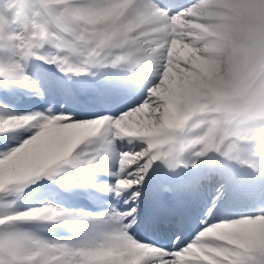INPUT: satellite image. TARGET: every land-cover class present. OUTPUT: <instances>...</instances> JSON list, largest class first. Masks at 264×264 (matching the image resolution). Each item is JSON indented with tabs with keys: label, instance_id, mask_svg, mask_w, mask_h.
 <instances>
[{
	"label": "rangeland",
	"instance_id": "374dc122",
	"mask_svg": "<svg viewBox=\"0 0 264 264\" xmlns=\"http://www.w3.org/2000/svg\"><path fill=\"white\" fill-rule=\"evenodd\" d=\"M41 1L0 0V78L4 79L0 82V129L8 131L0 135V216L10 218L7 230L16 234L0 231V249L10 238L23 235L24 225L29 226L23 239L30 251L22 256L10 253L14 264H44L56 257L61 258L60 264H141V254L123 247L134 241L143 244V252L150 250L133 232L138 225L130 224L140 221L142 198L155 196L164 177L178 187L184 183V173L176 162L182 158L191 162L195 172L196 186L191 193L200 211L206 209L214 216L218 207L233 198V202L241 199L245 206H239L240 215L202 227L192 242L173 254L176 262L264 264V212H259L264 205V133L253 139L255 125L264 126V116L256 122L233 123L228 104L216 108L217 98L224 101L228 93L240 95V90L246 89L249 75L240 72L250 61L247 42L255 29L251 13L254 7H262L264 20V0H194L172 12L169 7L158 8V0H93L75 6L72 15L71 0ZM54 6H60L56 12L59 27L47 21ZM209 34L220 38H209ZM131 39L145 46L140 58L144 68H149L139 70L138 82L134 81L142 95L137 102L119 91L117 82L123 80L117 81L116 71L106 70V63L112 68L122 56L117 50L122 42ZM47 42L54 47L43 49ZM100 44L104 51L98 48ZM90 53H99L104 70L86 65ZM35 54L56 62L59 77L74 71L75 81L63 75L73 93L62 79L51 81L44 67L35 66ZM149 71L157 75L153 82H145ZM97 73L101 75L98 85L92 82ZM260 80L264 81V74ZM99 87L106 93L102 95ZM75 95L86 99L97 96L100 102L96 109L81 115L78 102L72 101ZM64 97L69 102L63 101ZM67 103H73L71 114L64 110ZM173 109L179 112L177 118ZM188 120V132L174 138L172 128ZM80 142L83 146L77 148ZM163 143L175 150L174 159L155 166L150 155L157 157L153 150ZM97 144L107 154L104 170L98 163ZM233 152L237 156L233 157ZM241 157L261 162L263 167L257 164L259 171L254 173L261 185L249 183L245 191H239L244 190L237 178ZM50 167H54L53 175L41 184L16 197L5 193L14 182ZM101 171L109 178L96 175ZM214 176L222 177L219 184ZM75 181L96 192L79 198ZM204 187H213V193ZM86 200L96 205L88 206L94 210L86 209L87 217L78 219L83 236L72 240L68 235L47 244L43 234L53 229L57 215L76 217L65 202ZM86 239L91 249L101 254L98 258H104L101 262L87 261L86 256L82 261L73 251L76 245H86ZM159 263L170 264V259Z\"/></svg>",
	"mask_w": 264,
	"mask_h": 264
},
{
	"label": "bare ground",
	"instance_id": "6f19581e",
	"mask_svg": "<svg viewBox=\"0 0 264 264\" xmlns=\"http://www.w3.org/2000/svg\"><path fill=\"white\" fill-rule=\"evenodd\" d=\"M164 5L166 6L167 4L166 3H164ZM162 17L163 18H165V16L164 15H162ZM163 18L161 19V20H157V22L158 23H160V22H163ZM65 90V89H64ZM17 97V96H16ZM71 97V99H72V96L69 94L68 95V98H70ZM68 98H63V101H66V102H69V100L70 99H68ZM64 99H66V100H64ZM60 101H61V97H60ZM73 101V103H74V100H72ZM73 103H67V105L64 107V110L66 111V112H68L69 114H71L72 113V111L74 110L73 109ZM122 109H123V107H122ZM90 111V110H89ZM81 117V116H80ZM79 117V118H80ZM12 127V126H11ZM0 130H3V129H0ZM4 131V130H3ZM210 173V172H209ZM208 173V174H209ZM243 178H245V175H243L242 176ZM238 178V177H237ZM238 179H241L242 180V178H238ZM170 181V178L168 177V176H166V177H164V180L161 182V185L158 187V189L159 188H162V187H164L165 185H169V182ZM253 183H254V185H257L256 184V182L255 181H253ZM243 184V183H242ZM260 185V184H259ZM246 186V184L244 183L243 184V187H245ZM205 188V187H204ZM206 189V191H207V189H208V192L210 193V194H212L213 193V187L212 188H205ZM34 198V197H33ZM80 198V197H79ZM211 197H209V198H207L204 202H206L207 200H209ZM162 198L161 197H159V196H156V197H154V200H153V206H154V208L156 209L155 211H154V215H155V218H156V220H155V218H154V216H152V220L153 221H157V219H161L162 217H167L168 216V214H169V212L166 210V208L164 207V203H161L160 204V200H161ZM44 199H42V198H40V201H43ZM65 206H67L69 209H68V211H70V212H73L74 211V214L76 215V216H78L79 218L80 217H82V218H85V217H87L84 213L86 212V211H84V210H82V209H80V208H85V205H82V204H80V203H78V204H76L75 202H70V203H66L65 202ZM195 207V206H194ZM75 209V210H74ZM66 212H67V210H66ZM263 212V211H262ZM60 218H68V217H66L65 215H63L62 214V216L60 217ZM69 219H71V218H69ZM215 218H213L212 220H214ZM80 223V222H79ZM220 225H222V224H220ZM63 227H66V225L64 224L63 225ZM75 231H80L78 228L76 229V230H74V232ZM52 241H57V240H52ZM71 242H73V241H71ZM86 242H87V244L86 245H84V244H82V245H76V246H74L73 247V251H75V252H77L76 254L77 255H80L81 256V258H80V260H82V257L84 258V256H86L87 257V261H92V260H94V262L95 263H98V262H101V260L102 259H104V258H98V257H100L101 256V254H99V253H97V252H95L94 250H92L91 249V242L88 240V239H86ZM133 244L135 245H130V249H135V250H137V251H139V249H141L142 250V246L140 245V244H138V243H134L133 242ZM127 246V244H125L123 247H126ZM147 253L143 256L144 258H142L141 257V264H150L149 263V260L150 259H153V258H155L156 256H157V254H158V252H157V250H152L151 252H149V250L148 251H146ZM76 254H74V255H76ZM83 261V260H82Z\"/></svg>",
	"mask_w": 264,
	"mask_h": 264
},
{
	"label": "trees",
	"instance_id": "16d2710c",
	"mask_svg": "<svg viewBox=\"0 0 264 264\" xmlns=\"http://www.w3.org/2000/svg\"><path fill=\"white\" fill-rule=\"evenodd\" d=\"M261 40L264 41V34H263V36L261 37ZM259 42H260V37H257V38L255 39L253 45H254L256 48H258ZM261 50H263V51H261V52L264 53V44H262V46H261ZM239 102H240V103H239ZM233 103H234V105H237V107L239 108V106L241 107L242 100H241V99H234V100H233ZM1 255H2V254L0 253V257H1Z\"/></svg>",
	"mask_w": 264,
	"mask_h": 264
}]
</instances>
